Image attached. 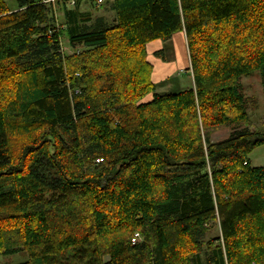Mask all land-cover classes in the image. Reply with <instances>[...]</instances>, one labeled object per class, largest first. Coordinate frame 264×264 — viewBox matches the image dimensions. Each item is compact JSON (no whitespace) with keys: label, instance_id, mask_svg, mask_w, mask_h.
Here are the masks:
<instances>
[{"label":"trees","instance_id":"obj_1","mask_svg":"<svg viewBox=\"0 0 264 264\" xmlns=\"http://www.w3.org/2000/svg\"><path fill=\"white\" fill-rule=\"evenodd\" d=\"M15 1L0 0V254L264 264V166L249 157L264 132L242 85L259 72L264 88V0H112L114 24L81 9L98 0ZM180 31L194 86L157 92L148 44Z\"/></svg>","mask_w":264,"mask_h":264},{"label":"rangeland","instance_id":"obj_2","mask_svg":"<svg viewBox=\"0 0 264 264\" xmlns=\"http://www.w3.org/2000/svg\"><path fill=\"white\" fill-rule=\"evenodd\" d=\"M7 4L12 7L16 8V1L15 0H6ZM103 2L98 6H94L91 2L85 1L82 5L83 10L91 11L93 17H104L107 20L108 24H114L116 21V13L111 8L110 2L112 0H102ZM56 15L59 23H62V12L59 6H56ZM63 44V51L67 55H72L77 52L80 48L73 49L69 41L66 37L62 39ZM173 54V51L170 52ZM169 53V54H170ZM167 55V58L169 57ZM173 58V57H172ZM175 78L177 77L176 81L179 82L180 86H174L173 89H166V88H159L160 93H167V92H177L181 90L185 85L182 83L186 80L187 83H191L192 76H187L185 71H181L179 74L174 75ZM174 76L171 77L170 80H173ZM169 83V88L171 87V81ZM243 85V92L247 98V109L250 115V127L252 130H260L264 132V88H263V77L258 72L254 73L253 75L244 77L242 79ZM160 87V85L158 84ZM157 86V87H158ZM230 127H220L212 132L211 140L212 141H219L227 138L231 133ZM251 159L252 166H264V145H261L254 149L251 154L249 155ZM221 235V230L219 223L215 222L207 234V241L213 240L217 236ZM217 245L216 243L213 244V247ZM205 250H210L207 248V245L203 248ZM203 253V252H202ZM29 259V255L27 251H22L16 254L11 255H3L0 254V264H18Z\"/></svg>","mask_w":264,"mask_h":264},{"label":"crops","instance_id":"obj_3","mask_svg":"<svg viewBox=\"0 0 264 264\" xmlns=\"http://www.w3.org/2000/svg\"><path fill=\"white\" fill-rule=\"evenodd\" d=\"M160 50H164V57L156 55V52ZM172 51L173 54L170 53ZM168 54L171 59L167 58ZM148 59L154 66L153 81L157 83V86L158 84L160 85L157 88V92L162 88L173 89L174 86H180L179 82L176 81L177 77L175 78L174 75L179 74L181 71H185L187 76H192L190 84L186 82L187 79L182 83V85H185L182 89L194 86L187 36L184 31L175 33L168 41L155 40L149 43ZM172 76L174 78L170 80ZM169 81L172 82L170 88Z\"/></svg>","mask_w":264,"mask_h":264},{"label":"built area","instance_id":"obj_4","mask_svg":"<svg viewBox=\"0 0 264 264\" xmlns=\"http://www.w3.org/2000/svg\"><path fill=\"white\" fill-rule=\"evenodd\" d=\"M44 2H52V3H55L56 0H43ZM103 1L102 0H98V3H102ZM141 239V235L140 233H135L134 236L132 237V241L135 243V242H139Z\"/></svg>","mask_w":264,"mask_h":264}]
</instances>
